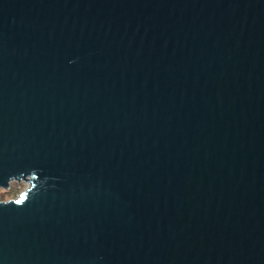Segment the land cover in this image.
<instances>
[{
	"label": "water",
	"instance_id": "water-1",
	"mask_svg": "<svg viewBox=\"0 0 264 264\" xmlns=\"http://www.w3.org/2000/svg\"><path fill=\"white\" fill-rule=\"evenodd\" d=\"M0 264H264V0H0Z\"/></svg>",
	"mask_w": 264,
	"mask_h": 264
},
{
	"label": "rangeland",
	"instance_id": "rangeland-1",
	"mask_svg": "<svg viewBox=\"0 0 264 264\" xmlns=\"http://www.w3.org/2000/svg\"><path fill=\"white\" fill-rule=\"evenodd\" d=\"M27 188V184L23 181H13L9 184L7 190L0 189V202L15 200Z\"/></svg>",
	"mask_w": 264,
	"mask_h": 264
},
{
	"label": "built area",
	"instance_id": "built-area-1",
	"mask_svg": "<svg viewBox=\"0 0 264 264\" xmlns=\"http://www.w3.org/2000/svg\"><path fill=\"white\" fill-rule=\"evenodd\" d=\"M22 181L25 182V183L27 184V188H28V187H29V182H27L26 180H22ZM8 188H9V186H8ZM8 188H7V189H8ZM27 188H26V189H27ZM7 189H6V190H7ZM21 194H22V193H21ZM21 194H20V195H21ZM20 195H19V196H20Z\"/></svg>",
	"mask_w": 264,
	"mask_h": 264
}]
</instances>
